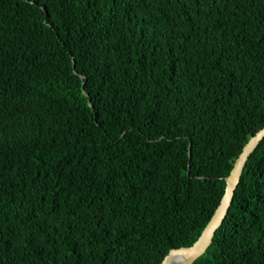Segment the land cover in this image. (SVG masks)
<instances>
[{
    "label": "trees",
    "instance_id": "16d2710c",
    "mask_svg": "<svg viewBox=\"0 0 264 264\" xmlns=\"http://www.w3.org/2000/svg\"><path fill=\"white\" fill-rule=\"evenodd\" d=\"M264 125V0H0V264H158ZM191 264H264V136Z\"/></svg>",
    "mask_w": 264,
    "mask_h": 264
},
{
    "label": "water",
    "instance_id": "95a60500",
    "mask_svg": "<svg viewBox=\"0 0 264 264\" xmlns=\"http://www.w3.org/2000/svg\"><path fill=\"white\" fill-rule=\"evenodd\" d=\"M263 136L264 125L256 130L242 145L241 150L233 160L228 174L222 177L224 186L219 202L196 239L188 246L170 248L158 264H169L173 259L180 256L183 257V260L179 264H191L205 251L206 247L211 242L214 231L225 216L227 208L231 202L233 191L238 183L241 170L248 155L256 147Z\"/></svg>",
    "mask_w": 264,
    "mask_h": 264
},
{
    "label": "bare ground",
    "instance_id": "6f19581e",
    "mask_svg": "<svg viewBox=\"0 0 264 264\" xmlns=\"http://www.w3.org/2000/svg\"><path fill=\"white\" fill-rule=\"evenodd\" d=\"M182 260H183V257L180 256L178 258L173 259L169 264H179L182 262Z\"/></svg>",
    "mask_w": 264,
    "mask_h": 264
}]
</instances>
